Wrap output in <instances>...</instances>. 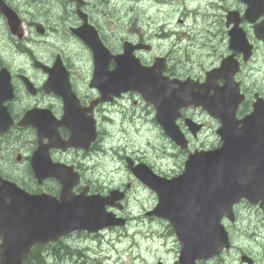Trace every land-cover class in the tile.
<instances>
[{
	"label": "flooded vegetation",
	"instance_id": "1",
	"mask_svg": "<svg viewBox=\"0 0 264 264\" xmlns=\"http://www.w3.org/2000/svg\"><path fill=\"white\" fill-rule=\"evenodd\" d=\"M6 4L10 7H13L17 15L8 19L5 15H0V63L4 66L9 74L10 80L14 89H18L22 85V81L19 78L20 74H23L22 70L24 68H20L18 72V0H4ZM14 18V19H12ZM34 74L39 76L42 79L45 75L39 69L34 70ZM25 74V73H24ZM27 74L30 80L33 81V68L30 67L27 69ZM76 79L78 81V77L76 78V74L72 73L71 80L72 84H76ZM79 97L82 103L88 101L89 94L80 91ZM18 98V94L16 95ZM37 100L46 99L48 103L42 104V106L46 105L50 107L54 112L58 111L61 107V102L53 95H46L39 90L37 95L34 97ZM131 102L133 104H142L138 98H136L132 93H127L122 96L120 100H116L120 105H125V102ZM17 102V100H16ZM18 107V104H15V101L10 104V108ZM101 106L97 107L95 110V114L99 115ZM61 133L65 137V130L61 128ZM18 146V142H17ZM95 145H92L88 150L83 149H67L65 151L61 149L51 148L50 155L53 160L62 161L66 164H70L74 166V168L81 174L82 177L90 176L89 173L93 172V169L90 165L85 161V157L88 152H92L90 154L91 159H94V155H97L96 150H92ZM18 181V177H14Z\"/></svg>",
	"mask_w": 264,
	"mask_h": 264
},
{
	"label": "rangeland",
	"instance_id": "2",
	"mask_svg": "<svg viewBox=\"0 0 264 264\" xmlns=\"http://www.w3.org/2000/svg\"><path fill=\"white\" fill-rule=\"evenodd\" d=\"M113 1V5H116L117 7L121 8H131L136 2L133 0H111ZM22 1H18V4L20 5ZM52 3V0H41L39 4H48ZM150 6V7H149ZM140 9L142 11L144 10H152L156 11L157 7L153 6L151 3L148 5L140 4ZM70 46V45H68ZM70 49H67L66 55L71 60L74 58V60H80L81 58L84 59L83 55H80V51L78 49H75L74 47L70 46ZM43 53V52H39ZM19 62V60H18ZM137 115L140 113L139 111H136ZM138 124V123H137ZM117 129H119V124H116ZM114 128V127H113ZM124 128V126H123ZM122 128V130H123ZM115 129V128H114ZM131 139H134V134H130ZM137 233L136 231H132L130 233V237L133 238V235ZM95 238L92 236H83V235H76L73 239V247L71 248L70 253L75 254H84V255H96L98 256L99 264H130L133 260L135 254L138 253L136 248L129 247L130 241L124 242L122 238H116L113 237L111 240L106 236L103 241H97L94 240ZM119 240V241H118ZM101 250V251H100ZM144 253L143 251H141ZM65 250H59L58 254L65 255ZM105 253L108 254V256H105ZM73 257H76V255H72ZM91 258H95V256H91ZM108 258V260H105ZM91 261H94L92 260Z\"/></svg>",
	"mask_w": 264,
	"mask_h": 264
},
{
	"label": "water",
	"instance_id": "3",
	"mask_svg": "<svg viewBox=\"0 0 264 264\" xmlns=\"http://www.w3.org/2000/svg\"><path fill=\"white\" fill-rule=\"evenodd\" d=\"M62 195L66 196L64 193ZM27 205V204H26ZM75 209L72 208V211H70L71 215L76 216L80 214L79 211H74ZM49 212L52 213L55 220L60 221L63 218V213L61 210H55V209H49ZM25 217L18 220V258L14 261L15 263H19L20 254L24 252V255L27 253L25 250L34 242L38 241L40 239V235H35L33 232L38 231L41 229L40 226H32L34 215L30 212H27L24 214ZM73 221V219H71ZM32 226V227H31ZM11 244L4 243L1 245V252L2 259L0 261V264H6L7 260L5 259L7 253H9L8 248Z\"/></svg>",
	"mask_w": 264,
	"mask_h": 264
}]
</instances>
